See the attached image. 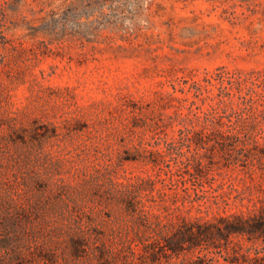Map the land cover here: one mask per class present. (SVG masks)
<instances>
[{
  "label": "rangeland",
  "instance_id": "374dc122",
  "mask_svg": "<svg viewBox=\"0 0 264 264\" xmlns=\"http://www.w3.org/2000/svg\"><path fill=\"white\" fill-rule=\"evenodd\" d=\"M72 1L0 0V42L9 41L0 46V155L9 163L3 174L32 176L36 196L51 192V181L64 184V192L85 191L94 200L88 230L106 243L143 233L120 199L107 202L101 194L111 176H155V155L146 148L164 149L172 165V177L159 186L174 195L191 185L207 195L179 202L183 214L212 219L254 209L264 194V0H141L120 15L110 1L78 8ZM97 18L119 21L106 25ZM241 94L250 99L243 102ZM204 112L235 136L211 131ZM190 120L204 127V140L182 138L168 149L164 140L179 139ZM181 152L200 154L205 167L195 170L193 157L180 163ZM11 153H21L22 161ZM153 211L166 213L160 204ZM67 232L48 229L32 239L27 261H8L1 249L0 264H44L38 255L50 250L57 252L54 264L92 263L65 257ZM217 242L162 253V264L204 253L206 264H224L229 242ZM119 262L131 264L126 257Z\"/></svg>",
  "mask_w": 264,
  "mask_h": 264
},
{
  "label": "trees",
  "instance_id": "16d2710c",
  "mask_svg": "<svg viewBox=\"0 0 264 264\" xmlns=\"http://www.w3.org/2000/svg\"><path fill=\"white\" fill-rule=\"evenodd\" d=\"M110 3L112 11L120 15L126 5H136L141 0H73L71 6L88 4H107ZM103 18H107V13L101 11ZM67 19H70L67 17ZM72 20V19H71ZM74 20V18H73ZM3 18L0 17V24ZM90 21V20H88ZM100 23L106 22V25L118 23V19L99 20ZM79 23V20H76ZM91 22H94L92 20ZM81 24V22H80ZM37 30L42 29L37 27ZM98 35L94 34L90 40H95ZM7 42H0V46H7ZM15 46V45H13ZM254 83V81H253ZM195 86L200 87L198 82ZM243 102L250 99L248 94L239 95ZM222 96L218 104L223 102ZM213 108H217L212 104ZM231 110L236 112L239 108L232 106ZM199 118L201 116L199 115ZM204 122L212 125L211 131H217L222 137H233L234 132L224 130L220 125H216V115L211 112H204ZM200 120V119H199ZM190 120L180 128L179 139H165L168 149L174 146L182 138H186L196 143L204 140V127H196ZM230 132V133H229ZM158 133V132H157ZM231 135V136H230ZM162 138V136H158ZM253 143H259V140L252 139ZM160 143V141L158 142ZM155 155L150 158L154 163L157 173L155 176L128 177L127 180L114 179L112 176L108 179L107 186L103 190L102 197L107 202L112 197H117L123 202L124 211L138 230L143 233H137V239L128 238L121 243L99 242L93 239L87 226L92 225L93 198L81 189L74 191H63L64 184L51 181V192L45 195L36 196L30 188L32 176H23L12 178L5 176L9 163L0 155V250L8 251V261L11 259H20L27 261L29 256L30 242L45 235V230L62 229L67 230L69 237V246L64 252L65 257L69 256L81 259L88 257L93 264H120L119 260L126 257L131 264H162L163 255L179 253L181 250H190L199 248L203 250V244L207 243V248L218 246L221 239L229 242L227 254L224 256V264H264V194L259 197L260 202L255 204V208L248 211H235L230 213H218L212 219L203 216L190 217L178 211L181 208L179 202L199 201L206 199L207 195L200 193L199 189L186 185L183 189L185 193L177 190L172 195L164 187L159 186L158 182L164 183L167 177L171 178L173 168L167 162V153L160 149H149ZM185 158L180 159V163L191 158L196 160L195 170H199L203 158L200 154L189 156L181 152ZM256 155V153H254ZM16 161H22L21 153H11ZM255 157V156H254ZM126 159H130L127 157ZM162 161V162H161ZM167 162L169 168L165 169L162 163ZM255 163L254 160L252 162ZM198 166V167H197ZM5 168V169H3ZM162 171L166 176H163ZM204 186V184H203ZM160 204L166 212L153 211V206ZM171 228L170 234H165V229ZM149 234H146V231ZM55 231H52L53 235ZM48 234V233H46ZM243 235L247 238V243L233 240L232 235ZM155 237L156 240L153 238ZM40 261L44 264H54L57 252L50 250L48 254L41 253ZM198 260L185 258L183 264H206V254L198 256ZM5 261V259H2ZM90 263V264H92Z\"/></svg>",
  "mask_w": 264,
  "mask_h": 264
}]
</instances>
